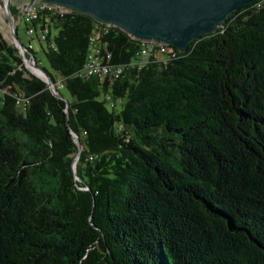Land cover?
<instances>
[{
  "label": "trees",
  "instance_id": "trees-1",
  "mask_svg": "<svg viewBox=\"0 0 264 264\" xmlns=\"http://www.w3.org/2000/svg\"><path fill=\"white\" fill-rule=\"evenodd\" d=\"M97 22H33L69 112L0 31V264H264V0L141 68L111 26L114 79L79 74Z\"/></svg>",
  "mask_w": 264,
  "mask_h": 264
},
{
  "label": "water",
  "instance_id": "water-1",
  "mask_svg": "<svg viewBox=\"0 0 264 264\" xmlns=\"http://www.w3.org/2000/svg\"><path fill=\"white\" fill-rule=\"evenodd\" d=\"M9 1V0H7ZM22 5H49L62 9L76 10L91 14L97 21L107 25L119 26L133 39L147 42H161L176 46L180 51H187L191 42L214 33L222 27L232 12L240 10L246 4L256 0H20ZM18 2L11 0V3ZM19 4V3H18ZM8 10V22L13 32L14 43L32 72L48 84L52 93L67 102L69 112L70 100L60 94L52 76L42 66L35 64L27 54V47L18 36L13 14ZM22 8L21 11H23ZM39 71V72H36ZM79 150L74 158L73 169L84 150L79 135L73 132ZM78 179H81L77 175Z\"/></svg>",
  "mask_w": 264,
  "mask_h": 264
},
{
  "label": "built area",
  "instance_id": "built-area-1",
  "mask_svg": "<svg viewBox=\"0 0 264 264\" xmlns=\"http://www.w3.org/2000/svg\"><path fill=\"white\" fill-rule=\"evenodd\" d=\"M17 1L18 2L11 3V0L9 1L0 0V14L4 13L8 21L9 18H8L7 7L11 11L10 7L13 6L16 10V14L12 13L14 18L13 21L16 28H18V24L16 22L17 18L20 19L19 21L24 20L28 24L27 32L33 35H36L38 33L39 34L38 37L43 41L47 39L48 35H50V28L46 24L42 29L38 30L36 26L33 25V22L39 19L41 13L47 11L50 14H60L63 16L64 14L71 11L69 9H62L61 7L49 6L48 4L47 5L40 4L35 6L33 5L27 8L29 6V3H25L22 5V2L20 0ZM22 8H24L23 11H21ZM111 26L112 25L105 24V22H97L95 26L96 29L95 35L91 36L90 38V42L93 45V50L89 52L87 62L79 73L81 76L99 75L103 77L109 76L114 79L116 77H120L121 74L123 73L124 67L118 64L115 65L111 64L110 63L111 53L104 51L103 46L98 43L97 37L101 34L107 33ZM9 28L11 34H13L10 25ZM140 41H141V47L138 53L141 59L137 62L139 68L145 66L151 60H160L161 62L166 63L170 57L176 56L177 53L176 46H173L171 44H163L162 42L158 44V42H147L142 40ZM51 45L53 46L54 44ZM26 47L27 49L25 50L27 54L31 57L32 61L35 62V64L39 65L40 62L37 60L36 56L32 53L31 50L33 49V44L31 43L29 46L26 45ZM25 65L30 71H32L31 68L26 63V61H25ZM18 103H20V100Z\"/></svg>",
  "mask_w": 264,
  "mask_h": 264
},
{
  "label": "rangeland",
  "instance_id": "rangeland-1",
  "mask_svg": "<svg viewBox=\"0 0 264 264\" xmlns=\"http://www.w3.org/2000/svg\"><path fill=\"white\" fill-rule=\"evenodd\" d=\"M20 19L17 18L16 22L18 24V36L21 40V42L27 46H29L31 43L33 44V51L35 53V56L37 58V60L40 62L39 65L45 66L47 69L52 70L51 66L49 65L50 62L47 59V56L44 52V48L42 46V44L40 43V41L36 38L35 35L33 34H29L27 32V25L25 23L24 20L19 21ZM0 31L3 32V36L4 38L9 42V43H13L14 39L13 36L10 32V28H9V24L7 21V17L5 16V14H0ZM56 30H54V34H56ZM61 91L63 92L62 94L66 97V98H71V94L70 91L66 88L63 87L61 89ZM121 104H119V109H121Z\"/></svg>",
  "mask_w": 264,
  "mask_h": 264
}]
</instances>
